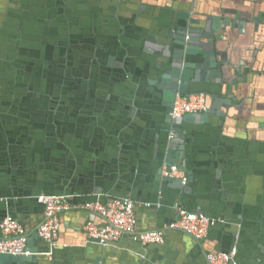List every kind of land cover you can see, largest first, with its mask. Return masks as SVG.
<instances>
[{
  "label": "crops",
  "instance_id": "crops-1",
  "mask_svg": "<svg viewBox=\"0 0 264 264\" xmlns=\"http://www.w3.org/2000/svg\"><path fill=\"white\" fill-rule=\"evenodd\" d=\"M207 26L224 32L210 62L227 61L241 81L224 116L188 127L191 155L208 164L193 191L240 224L237 263L264 264V0H0V192L13 187L10 211L37 250L46 248L36 232L44 218L34 199L40 187L132 194L140 199L141 229L175 218L170 188L161 207L143 206L158 199L155 176L168 137L165 106L148 81L169 63L179 38ZM194 56L203 60L200 49ZM115 70L125 76L117 72L113 81ZM89 213L62 212L53 261L30 264H197L206 249L234 245L235 227L214 228L204 245L168 228L166 244L140 257L130 235L117 247L87 244L85 222L104 223Z\"/></svg>",
  "mask_w": 264,
  "mask_h": 264
},
{
  "label": "water",
  "instance_id": "water-1",
  "mask_svg": "<svg viewBox=\"0 0 264 264\" xmlns=\"http://www.w3.org/2000/svg\"><path fill=\"white\" fill-rule=\"evenodd\" d=\"M226 26H229L230 23L228 21L223 22ZM225 26V27H226ZM209 27H204L200 29H191L190 33H186L183 37L177 40L179 47L174 49V52L169 55L170 61L165 66L162 67V63H160V67L162 71H158L156 69V75L150 76L149 83L155 86L158 91L159 96L161 95L162 104L165 106V130L168 132L167 140H165V152L163 156L160 158L158 163V168L156 172V180L158 183L159 191H158V199L155 202L151 200H147L149 202L143 203V206L147 208H158L162 206V200L160 196L163 194L164 189L170 188L174 190L172 200L175 203L173 205L174 209L177 210V214L173 220L168 222V224H164L163 226L157 229H142V230H159L164 233V241L161 243H143L138 239H134L142 248V254L138 253L141 257L145 255L147 249L151 245H163L167 242V233L168 228H175L181 230L186 236L194 240L196 243L200 245H204V243L208 240L210 236V232L220 226V227H235V238L234 245L228 250L221 249H204L205 250V260L203 263L197 264H209L208 255L209 254H217L219 252H230L233 249H236V254L238 252V237L240 224L238 222H234L229 216L221 214V212H212L211 209L204 202V194L202 192H194L193 185L196 182L201 180V175L207 174V163L197 158L194 155H191V152L188 149V141L186 138V133L188 132V127L190 125H196L197 123H201L202 121H207L211 114H216L218 116H224L225 113L222 107H234L237 103L238 97L235 94V91L239 89V83L241 80L237 81L233 78V73H229L230 67L226 69L228 65L224 64L226 62L217 60L215 62H210L211 58L214 59V55L211 50L214 48V44L216 40L221 39L224 36L223 28L216 30L217 33H209ZM201 38L209 39L210 41L203 45H198L200 43ZM198 49L203 53V60L196 58L194 55ZM215 50V48H214ZM97 54L100 57V64H107V61L102 58L105 53H102V49L97 51ZM212 55V57H205L208 55ZM111 61V60H110ZM212 61V60H211ZM112 64V63H111ZM113 65V64H112ZM225 65V67H224ZM105 66V65H104ZM106 68L103 67L100 73V79L103 80V75L106 73ZM120 75V77H124L122 74V70L114 71V76H112V80H117L116 74ZM102 73H104L102 75ZM234 74H238V71H234ZM0 82L2 87V76L0 75ZM146 83L144 81L140 82V86ZM112 89V86L108 88ZM2 90V88H1ZM192 93H205L206 94V107L202 112L186 114L184 116L173 118L170 115L174 100L177 94H192ZM156 151L158 148V141L156 142ZM159 156H161L159 154ZM164 165H177V167L184 171L183 177H169L163 174ZM198 167L200 169V173L198 174ZM14 186V184H13ZM41 188V187H40ZM36 191V195L34 199L42 204L43 206V214L45 211L44 203L40 202L38 196L41 194L46 195H57V196H66L70 202H74L76 204V200L84 199L83 201H91V200H99L103 203H107L111 198H121V199H129L135 204V211L137 212L138 206L140 205V199L136 198L132 194H127L122 191H109L105 190L102 192L99 188L95 189V194H90L89 196H80L82 192L74 191V189H64V190H49V189H40ZM201 190V188H198ZM12 190L13 187H8L7 191L0 192V202L5 203L6 208L0 209V218H4L7 215H12L17 218L12 211H10L9 205L12 201ZM91 193V192H89ZM142 201V200H141ZM193 213V214H204L210 218V226L208 229V233L203 237H196L195 235L189 233L188 231L179 228L173 227L172 224L179 220L182 216V213ZM92 217L98 216L97 213L90 212ZM137 214V213H136ZM61 217L62 213H60V226H59V234L58 238L53 242L47 241L44 238L40 237L37 230V236L43 241L46 245L45 250H37L31 241H29V249L31 253L29 255H14L10 253H0V264H30L36 262L38 258L45 257L49 261H53L56 248L59 245L60 240V232H61ZM102 220L103 218L100 217ZM19 221L20 219L17 218ZM138 219V216H137ZM92 220V219H88ZM87 220V221H88ZM86 221V222H87ZM93 221V220H92ZM104 221V220H103ZM43 220L38 224L37 228ZM85 222V224H86ZM84 224V225H85ZM105 222L102 224L104 225ZM84 227V226H83ZM85 232V231H84ZM28 234V231H27ZM86 243L87 244H95L99 246L105 247H117L120 240L126 235H122L118 240L110 241L107 244H100L94 239H89L86 234ZM29 236V235H28ZM230 264H238L237 261L232 260Z\"/></svg>",
  "mask_w": 264,
  "mask_h": 264
},
{
  "label": "built area",
  "instance_id": "built-area-1",
  "mask_svg": "<svg viewBox=\"0 0 264 264\" xmlns=\"http://www.w3.org/2000/svg\"><path fill=\"white\" fill-rule=\"evenodd\" d=\"M1 94V82H0ZM205 93L177 94L170 115L178 118L186 114L202 112L206 107ZM163 174L169 177H182L184 171L177 165H164ZM44 203L45 211L43 222L37 229L40 237L53 242L58 238L60 226V213L72 208H83L97 213L103 218L105 224L99 225L88 220L84 231L89 239H94L100 244L118 240L122 235H130L143 243H161L164 233L159 230H142L138 224L135 204L129 199L111 198L107 203L99 200L85 201L73 204L66 196L46 195L38 196ZM210 218L204 214L183 212L179 220L172 224L173 227L182 228L196 237L206 236L210 226ZM29 236L26 227L16 217L7 215L0 218V253L14 255H29ZM236 256V249L230 252L209 254V264H230Z\"/></svg>",
  "mask_w": 264,
  "mask_h": 264
},
{
  "label": "flooded vegetation",
  "instance_id": "flooded-vegetation-1",
  "mask_svg": "<svg viewBox=\"0 0 264 264\" xmlns=\"http://www.w3.org/2000/svg\"><path fill=\"white\" fill-rule=\"evenodd\" d=\"M2 88V87H1ZM177 96V95H176Z\"/></svg>",
  "mask_w": 264,
  "mask_h": 264
}]
</instances>
